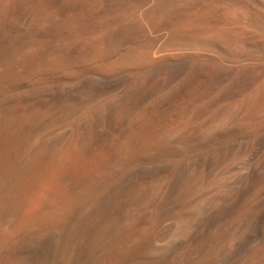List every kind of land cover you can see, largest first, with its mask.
Returning a JSON list of instances; mask_svg holds the SVG:
<instances>
[{"label": "bare ground", "instance_id": "6f19581e", "mask_svg": "<svg viewBox=\"0 0 264 264\" xmlns=\"http://www.w3.org/2000/svg\"><path fill=\"white\" fill-rule=\"evenodd\" d=\"M66 1L85 8L73 25L122 0ZM135 1L155 4L144 23L100 34L85 62L152 36L198 53L166 62L140 46L110 68L127 82L114 97L87 102L103 84L90 74L36 109L0 108V264H264V15L246 0ZM47 122L60 129L20 163Z\"/></svg>", "mask_w": 264, "mask_h": 264}, {"label": "rangeland", "instance_id": "374dc122", "mask_svg": "<svg viewBox=\"0 0 264 264\" xmlns=\"http://www.w3.org/2000/svg\"><path fill=\"white\" fill-rule=\"evenodd\" d=\"M126 1L127 0H122L121 1L122 3L119 2L116 4H112V5L110 4L109 7L103 9L104 11L102 10L98 13H95L94 15H91L89 13H86V14L84 13L81 15L80 19L77 20V22L72 25V24H67V22L79 10L84 8V6H82L81 2H79V3L75 2V3L71 4V3L67 2L66 0H62L60 2L55 3L54 5H50L49 4L50 1H48V0H0V34H1L0 35V65H1L0 66V108H2L4 111L8 110L9 112L12 111L11 108H13L14 111H16V113H21L29 107L30 108L27 109L26 111H28L30 109L32 110L33 108L36 109V102L37 101L39 102L43 98L46 99L48 97V95H49L48 91H51V90H49L50 88H48V87H52V88L55 87L56 88L57 85L60 86V85L67 83L70 80H76L78 78L80 79L81 76H90V74H91V76L94 75L95 77H97V79L99 78L98 80L101 81V84L102 83L103 84L100 85L99 87H97V89H96L97 91L95 90V93H94L95 95L94 94L92 95L93 99H92V97H90L87 99V102L96 103V102H98V100L99 101L103 100L106 97H108V98L114 97L115 95H117V93L121 92L122 89H125V87H127L126 86L127 82H125L121 78H118V75L116 76L114 74H109L108 72H109L110 68H112V66L119 59L118 56H122L123 54L127 53L129 50H134L140 46H146L147 48H150L151 51H153L152 53L154 54V57L157 58V60L161 59L162 61H166V62L168 60L170 62H173L175 60L186 61V60L190 59V57H192L193 54L198 53L197 49L191 47L186 42H183V43L174 42L175 44H173L168 39L166 40V38L152 36V37L146 39V41L140 40V39L137 40V39H133V38H131V39L127 38V39H125V41L124 40L122 41L124 44H122L121 49H119L117 52L115 51V53H117V54L113 53V51H112L108 58H105L104 60H102L96 64L95 63L91 64V63L85 62L84 59L81 58L80 53L84 50V48H85L84 46H86V44H88L92 40H95L96 38L101 37V35L105 36L108 34L107 36L109 37V36H112L113 33L115 34L119 29L120 30L124 29V28L129 27L130 25H134L136 23L143 24L144 23V17L147 15L146 13L151 12V10H153V6L155 5L154 2L151 3V2H147V1H135V0H131V1L128 0L127 2ZM236 1H239V0H236ZM240 2H245V0L240 1ZM246 2H247V4L249 3V7L251 6L250 9H252V10L254 9V6L257 4L255 6V8H256L255 10H257V12L264 15V11H263L264 0H249V1L246 0ZM150 3L153 5V6L151 5L152 7L150 6ZM257 6H259L260 8ZM58 7L62 8V9L59 10ZM145 8H146V11L144 10ZM261 8H263L262 11H260ZM130 10H131V12H129ZM124 12H125V14H122ZM135 12L137 13V15ZM141 13H143V14H141ZM138 14H139V17H137ZM36 16H38V17H36ZM116 16H118V17H116ZM135 16H136V19H135ZM137 18H138L139 22H137ZM38 20H40V21H38ZM47 23H49V24L47 25ZM55 24H56V26H54ZM44 25H46L45 26L46 28H49L50 32L48 29H46L44 27ZM51 25H53V26H51ZM122 27H124V28H122ZM44 28H45V31H44ZM115 28H117V29H115ZM131 40H133L134 42L133 41H132L133 43L130 42ZM136 40H137V42H136ZM150 40H151V43H150ZM163 41H164V44H166V45L163 44ZM37 42H39V43H37ZM153 43H155V44H153ZM157 44H158V46H157ZM113 45H114V43L112 44V46ZM153 48H155V50ZM65 51H66V53H65ZM79 51H81V52H79ZM192 51H194V52H192ZM18 52H19V54H18ZM73 52H74V54H73ZM123 52H125V53H123ZM179 54L181 55V57ZM73 55H74V57H73ZM160 55H161V57H160ZM55 56L56 57L57 56L58 57H64L65 60H67L66 62H68V65L64 68L59 67V66H54V65H53L54 66L53 67L52 64H53V60L56 58ZM171 56H173L175 60L172 59ZM182 56H183V58H182ZM187 56H188V58H187ZM222 56L228 58V55H222ZM175 57H177V58H175ZM184 57H185V59H184ZM71 58L73 60H71ZM178 58H180V59H178ZM9 62H10V64H9ZM24 65H26V66H24ZM49 66L52 68L49 69ZM56 70H58V71H56ZM77 70H79V71H77ZM2 71H4V72H2ZM7 72H9L10 74ZM76 73L78 76L76 75ZM1 74H2V76H1ZM6 74L8 76H4ZM11 75H13L14 77ZM111 75H113V77L116 76L115 78H117V79L112 78ZM73 76H75V77H73ZM109 77L112 80L115 79L114 80L115 82L106 83L103 81ZM54 82H55V84H54ZM125 83H126V85H125ZM45 89L48 91H46ZM54 89H52V90H54ZM41 90L43 91V93L46 91L44 93V95H43ZM39 93H40V95H39ZM108 93L109 94L112 93L113 95H111V94L109 95ZM114 93H116V94L114 95ZM46 94H48V95H46ZM39 96H40V100H38ZM35 97L37 99H35ZM81 102H83V101H81ZM81 102H76V103L72 102L73 104L69 103V104H71L73 112L76 111V108L78 109L77 103H79V105H80L78 110H80L82 108V105H84V102L83 103H81ZM30 103L31 104L35 103V104L34 105L32 104V106H30L31 105ZM13 106H16L17 110ZM78 110L76 112H78ZM47 123H45L46 125L45 124L43 125L44 129L42 126H41L42 128L39 127L41 129L38 130L39 129L38 128L37 129L38 132H36L37 130H35L33 133H31V135L27 139V141H25V144H24L25 146L21 147V149L19 151L20 163L21 162L24 163L23 160H27L28 158H31V156L33 154V152L31 150H33L32 147L35 144L37 139L42 141V142L43 141L44 142L50 141V139L52 137L51 136L52 131L54 129L56 131H58L60 129V128H57V127H60L59 125H56L55 128L49 129L52 126L54 127V125H52L50 122H47ZM42 131L44 132V134ZM49 134H50V136H49ZM38 135H40V136H38ZM43 137H45L46 139L43 140L44 139ZM26 148H27V150H26ZM20 152H22V153H20ZM25 154L27 155V157H25ZM22 156H23V159H22ZM179 246H178V248L175 247L174 250L179 251V250H182L184 248V244L179 245ZM49 251H50V249H46L45 252L41 256H43V258L49 257L51 254V251L50 252ZM165 258H167V259H165ZM163 259H165V260L162 263L166 264V262L169 260V255L167 257H164ZM226 262H227V258H222L218 261L217 264H224V263L226 264Z\"/></svg>", "mask_w": 264, "mask_h": 264}]
</instances>
